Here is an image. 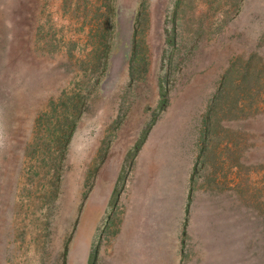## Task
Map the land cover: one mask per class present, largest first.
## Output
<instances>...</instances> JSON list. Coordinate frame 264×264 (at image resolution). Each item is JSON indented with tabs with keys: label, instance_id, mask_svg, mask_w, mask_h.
<instances>
[{
	"label": "rangeland",
	"instance_id": "obj_1",
	"mask_svg": "<svg viewBox=\"0 0 264 264\" xmlns=\"http://www.w3.org/2000/svg\"><path fill=\"white\" fill-rule=\"evenodd\" d=\"M186 4L0 0V264H264V0Z\"/></svg>",
	"mask_w": 264,
	"mask_h": 264
},
{
	"label": "trees",
	"instance_id": "obj_2",
	"mask_svg": "<svg viewBox=\"0 0 264 264\" xmlns=\"http://www.w3.org/2000/svg\"><path fill=\"white\" fill-rule=\"evenodd\" d=\"M187 0H177V10L176 12H178V10L180 9L181 11H183L186 7H187V4H186ZM240 70H242V76L245 77V78H249V74H250V67L248 69V67H245V66H239ZM255 71L257 70V68H254ZM258 72H260L258 70ZM256 78L254 77V79L252 81H255Z\"/></svg>",
	"mask_w": 264,
	"mask_h": 264
}]
</instances>
